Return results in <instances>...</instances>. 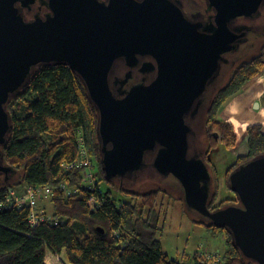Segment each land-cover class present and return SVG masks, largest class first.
<instances>
[{
	"label": "water",
	"instance_id": "95a60500",
	"mask_svg": "<svg viewBox=\"0 0 264 264\" xmlns=\"http://www.w3.org/2000/svg\"><path fill=\"white\" fill-rule=\"evenodd\" d=\"M176 2L0 0V174L13 173L1 151L11 128L6 104L35 66L67 64L97 112L104 180L122 184L144 171L172 177L189 210L207 225L225 227L243 257L264 264V155L229 172L239 205L210 210L211 175L207 162L189 150L192 128L185 121L197 113L219 61L235 47L228 23L252 17L261 0H216V26L204 27ZM36 3L47 10L27 19L23 10ZM134 70L154 75L126 85Z\"/></svg>",
	"mask_w": 264,
	"mask_h": 264
},
{
	"label": "trees",
	"instance_id": "16d2710c",
	"mask_svg": "<svg viewBox=\"0 0 264 264\" xmlns=\"http://www.w3.org/2000/svg\"><path fill=\"white\" fill-rule=\"evenodd\" d=\"M37 5L23 10L27 19L38 11L40 14L46 11L45 7L38 10ZM263 70L264 46L254 58L240 64L232 78L210 98L203 123L210 134L217 133L218 138H208L213 148L220 144L228 150L236 145L232 125L221 120L218 112L233 94ZM121 72L118 68L117 73ZM6 109L11 128L1 151L4 163L19 176L12 183L0 185V196L24 184L50 186V214L57 221L31 225L25 205L0 208V264H45L47 251L62 258L64 264H182L163 251L158 237L165 213L159 195L167 192L159 186L153 187L152 182L146 186L144 180L150 178H138L135 182L129 179L131 183L127 186L104 180L96 138L97 112L81 79L67 64L35 66ZM78 138H82L95 170L93 186L86 183V166L79 163ZM199 141L203 146L201 138ZM246 147V154L237 156L229 170L264 155V132L260 124L246 128ZM208 168L214 181L209 209L239 205L231 191L216 203L218 174L213 161ZM139 179L149 188L136 193L132 186L139 184ZM223 182L228 187V176ZM91 197L94 200L89 206ZM40 208L48 212L44 206ZM195 223L223 237L225 248L217 255L218 264H255L233 246L225 227L207 225L203 219ZM193 259L194 264L208 262L199 253H194Z\"/></svg>",
	"mask_w": 264,
	"mask_h": 264
},
{
	"label": "rangeland",
	"instance_id": "374dc122",
	"mask_svg": "<svg viewBox=\"0 0 264 264\" xmlns=\"http://www.w3.org/2000/svg\"><path fill=\"white\" fill-rule=\"evenodd\" d=\"M47 10V9H46ZM264 71V70H263ZM259 76V74H258ZM137 77H133L132 81H136ZM131 81V82H132ZM238 92V91H237ZM210 95L206 96L207 102H209ZM255 104V103H254ZM221 110V109H220ZM220 112V111H219ZM218 112V117L220 118V114ZM204 109L199 115V122L197 121L193 126L196 130L197 138H201L204 141L205 132L203 131L202 123L204 121ZM198 120V119H197ZM190 148L194 144L192 138H190ZM236 143L237 145L231 149H225L223 146L218 144V148L215 150L214 155L212 157L213 164L216 166L217 174H218V194L217 198L220 202L224 200L226 196L230 195V190L227 185H224L223 179L228 176L227 171L228 168L234 162V159L237 156L246 154V140L245 138L239 135V139L236 135ZM247 151V147H246ZM90 171L95 172L94 167H90ZM210 172V171H209ZM140 174V173H138ZM18 173H12L8 179V183H12L18 178ZM150 178V180H144L146 186L149 185V182L153 187L159 186L167 193L159 195L160 201L163 203V208L165 210L164 217L162 218V231L158 233V237L160 240V245L163 251L174 260L182 264H194L193 254L199 253L202 256L206 254L210 255H218L220 256L225 248L224 239L221 235H214L210 231H208L202 225L195 223L198 219H201L200 216L189 210L183 201V193L179 186V184L172 178H161L157 177V175L153 173L149 174H140L131 178L134 182L138 179ZM139 179V180H140ZM153 179V180H151ZM112 182L120 183V181L116 178ZM134 182L132 184H134ZM131 180L124 178L122 180V185H130ZM139 184L132 186V189L136 190V193H140L142 191L148 190L149 187L143 186L141 180L137 182ZM213 178L210 181L209 189L210 193L213 190ZM2 185V183H1ZM18 192L22 191V186H18ZM40 205L45 207V209L50 213L51 206L48 202V199H43L40 201ZM217 258L219 259V257ZM206 259V258H205ZM211 262L212 260L209 259ZM208 261V260H207ZM210 261L207 264H212Z\"/></svg>",
	"mask_w": 264,
	"mask_h": 264
},
{
	"label": "flooded vegetation",
	"instance_id": "af4514ba",
	"mask_svg": "<svg viewBox=\"0 0 264 264\" xmlns=\"http://www.w3.org/2000/svg\"><path fill=\"white\" fill-rule=\"evenodd\" d=\"M176 3L180 5L184 15L187 19L192 22L199 23L201 26H205L210 24L212 26H216L214 15L217 14V9L214 4L216 0H175ZM228 28L234 34H236V39L234 41L235 47L226 52L223 55L225 61H219V66L216 71L215 78L207 84L204 94L201 97V102L198 106V111L194 115L188 114L185 117V121L192 128V134L188 136V144L189 150H192V153L198 154L204 161L207 162L209 166L210 161H213L212 157L217 148H213L208 142L209 136H214V134H210L204 126L202 125L203 131L205 132V138L200 145V141L197 138L196 132L193 129V125L197 122V116L201 110L204 111L207 109L208 103L206 100V96L210 95V98L227 82L232 78L234 70L240 66V64H244L245 61H250L254 58L259 51L264 46V0H261L258 9L255 13H253L252 17H236L232 19L228 23ZM236 28L238 30H236ZM243 33V34H242ZM116 68H120L119 65ZM133 77H137V81H140L142 77L145 78L146 81H150L154 75L153 72L147 73L145 75H141L137 70L132 72ZM132 77V79H133ZM131 79V80H132ZM131 80L126 84L130 85L133 83ZM125 85V86H126ZM127 87V86H126ZM210 100V99H209ZM190 138H192L194 144L190 148L191 142ZM214 138H218L215 137ZM211 165V164H210ZM230 167L228 168V170ZM231 171V170H229ZM229 171H227L229 173ZM10 176V172L5 174H0V185L1 183H6ZM214 210V209H213ZM201 218V217H200ZM202 219V218H201Z\"/></svg>",
	"mask_w": 264,
	"mask_h": 264
},
{
	"label": "crops",
	"instance_id": "0c3cea01",
	"mask_svg": "<svg viewBox=\"0 0 264 264\" xmlns=\"http://www.w3.org/2000/svg\"><path fill=\"white\" fill-rule=\"evenodd\" d=\"M219 114L221 120L232 125L238 139L240 135L246 140V128L251 124H260L264 132V71L233 94L223 104ZM44 263L64 264L62 258L51 251H47Z\"/></svg>",
	"mask_w": 264,
	"mask_h": 264
},
{
	"label": "built area",
	"instance_id": "2783aa9c",
	"mask_svg": "<svg viewBox=\"0 0 264 264\" xmlns=\"http://www.w3.org/2000/svg\"><path fill=\"white\" fill-rule=\"evenodd\" d=\"M79 149L81 155L80 164L86 166L84 172V178L86 183L90 186L94 185V178L92 176L90 167H92L91 161L87 157L86 149L84 147L82 138H78ZM93 168V167H92ZM51 187L47 185H22V191L18 192L15 188L8 189L2 196H0V208L6 207H19L25 205L28 208V221L31 225H35L37 222L54 223L56 218L50 213H44L40 208V201L48 199L51 195ZM94 197H91L88 201L89 206L92 205ZM206 260H212V264H218L219 259L216 255L206 254L204 256Z\"/></svg>",
	"mask_w": 264,
	"mask_h": 264
},
{
	"label": "bare ground",
	"instance_id": "6f19581e",
	"mask_svg": "<svg viewBox=\"0 0 264 264\" xmlns=\"http://www.w3.org/2000/svg\"><path fill=\"white\" fill-rule=\"evenodd\" d=\"M199 119H200V118H199ZM199 119H198V120H199ZM198 122H199V121H198ZM194 130H195V127H194ZM195 132H196V130H195ZM196 133H197V132H196Z\"/></svg>",
	"mask_w": 264,
	"mask_h": 264
}]
</instances>
